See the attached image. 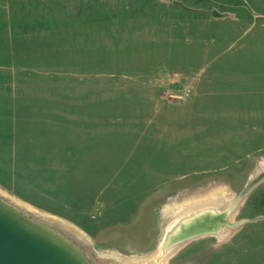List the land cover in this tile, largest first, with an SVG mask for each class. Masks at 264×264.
Instances as JSON below:
<instances>
[{
	"label": "rangeland",
	"instance_id": "rangeland-1",
	"mask_svg": "<svg viewBox=\"0 0 264 264\" xmlns=\"http://www.w3.org/2000/svg\"><path fill=\"white\" fill-rule=\"evenodd\" d=\"M182 1L0 0V197L93 264L209 197L235 224L163 264H264V0Z\"/></svg>",
	"mask_w": 264,
	"mask_h": 264
},
{
	"label": "water",
	"instance_id": "water-1",
	"mask_svg": "<svg viewBox=\"0 0 264 264\" xmlns=\"http://www.w3.org/2000/svg\"><path fill=\"white\" fill-rule=\"evenodd\" d=\"M186 10L192 7L182 0H171ZM264 179V165L246 181L237 193L234 202L239 201L256 183ZM264 218L257 216L252 220ZM202 221H194L181 226L180 231L164 232L167 244H180L186 240L210 232L212 226L204 230L212 219L203 217ZM191 222V221H189ZM229 222V221H228ZM235 223L231 222V225ZM189 225V227H188ZM0 264H93L83 251L63 233L48 224L30 216L16 206L0 197Z\"/></svg>",
	"mask_w": 264,
	"mask_h": 264
},
{
	"label": "bare ground",
	"instance_id": "bare-ground-1",
	"mask_svg": "<svg viewBox=\"0 0 264 264\" xmlns=\"http://www.w3.org/2000/svg\"><path fill=\"white\" fill-rule=\"evenodd\" d=\"M261 163H262L261 167L257 171H259L263 167L264 159L262 160ZM231 212H232L231 204L227 205L217 200V198L215 199V197L195 199L187 203L186 207L181 209L179 212L174 214L169 219V221L165 225L164 232L168 230L169 231L172 230V232L177 233L180 231L181 226L184 227L187 224L195 223L194 221L201 220L202 221L201 223H205L203 221V217L206 216L207 220L212 219V223L210 225H206V228L204 230H208L210 226H212L214 229H209L211 230L210 232L215 230L213 231L216 232L215 234L224 236L225 225L228 224L229 226H232L231 222L229 221ZM163 235L156 249L152 253L148 255L136 257L134 259H127L128 264H163V260H165L164 257L168 253L173 251L177 246L183 243L182 242L180 244H173V245L167 244L166 241L164 240Z\"/></svg>",
	"mask_w": 264,
	"mask_h": 264
}]
</instances>
